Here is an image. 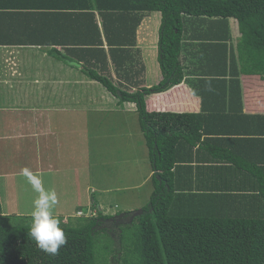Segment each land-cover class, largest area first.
Wrapping results in <instances>:
<instances>
[{
	"label": "crops",
	"instance_id": "obj_1",
	"mask_svg": "<svg viewBox=\"0 0 264 264\" xmlns=\"http://www.w3.org/2000/svg\"><path fill=\"white\" fill-rule=\"evenodd\" d=\"M99 1L112 5V0ZM101 13L106 12L97 9L96 0H0L2 216H32L23 208L22 195L16 187L19 181L22 184L27 180V198L38 197L26 171L39 175L45 190L55 192L57 201L51 209L54 216H73V206L75 212H86L90 202L92 207L96 203L103 215H109L104 207L111 188H103V194L94 200L87 194L92 186L79 182L78 173L85 171L83 165L89 163L88 155L92 154L94 132L92 136L86 130L92 116L78 113H127L137 120L138 113L135 104L121 103L85 75V69L110 77L115 85H122L130 93L159 84L161 14H143L132 44L131 34L115 39L109 34L113 32L111 26L128 25L131 18L103 19ZM107 28L112 45L106 41ZM30 41L38 44L30 45ZM111 52L118 54V70L111 61ZM234 53L240 73V101L208 99L209 111L203 112L202 99L193 87L198 90L199 85L236 84L232 83L230 69L226 77L219 76L223 68L219 56L211 62L199 42L186 38L180 55L183 82L166 92L148 95L146 109L149 113L218 116L209 127L214 136H208L203 150H197V159L191 165L193 178L196 175L209 184L230 187L234 197L230 198V206L220 204L228 212L236 214L249 204L252 213L260 216L264 213V67L244 68ZM219 125L226 132L221 133ZM237 133L243 134L231 135ZM113 147L119 149L120 145L113 143ZM116 154L122 156L124 152L118 150ZM151 176L152 171L145 181Z\"/></svg>",
	"mask_w": 264,
	"mask_h": 264
},
{
	"label": "trees",
	"instance_id": "obj_2",
	"mask_svg": "<svg viewBox=\"0 0 264 264\" xmlns=\"http://www.w3.org/2000/svg\"><path fill=\"white\" fill-rule=\"evenodd\" d=\"M111 3L106 5L96 0L97 9L106 12L101 13L103 19L124 21L131 18V23L111 26L113 32L109 34L112 39L131 34L132 44L143 14H161L157 46L162 76L159 84L130 93L122 85H115L110 77L85 69V75L100 83L121 103L136 105L152 171L150 200L139 213L126 211L122 215H103L94 203L92 208L97 210L94 216L77 217L78 213L82 216L83 210L66 218L55 216L67 238L56 254L41 250L29 236L32 216H2L0 205V262L98 264V236L113 238L103 225L109 220L116 222L121 216V220L131 217L132 221L122 225L124 229L119 226L120 241L107 254H113L117 264L118 261L121 264H264V213L253 214L249 204L236 214L228 212L223 205L230 206V198H234L230 195V187L209 184L207 179H199L196 175L193 178L191 165L197 159V150H203L209 141L207 137L214 136L209 127L219 117L204 113H149L145 101L148 95L166 92L183 82L180 55L186 38L199 42L208 59L212 58L211 62L219 56L223 66L219 76L226 77L230 69L228 73L236 84L199 85L198 90L193 87L194 93L202 99L203 112L209 111L208 99L220 97L240 101V73L234 50L228 45L231 36L227 19L242 22L264 16V0H112ZM104 33L107 44L112 45L108 28ZM30 42V45L38 44V41ZM111 61L118 70L117 52H111ZM219 127L221 133L226 132ZM262 206L264 208L263 203ZM116 253L123 254L117 257Z\"/></svg>",
	"mask_w": 264,
	"mask_h": 264
},
{
	"label": "rangeland",
	"instance_id": "obj_3",
	"mask_svg": "<svg viewBox=\"0 0 264 264\" xmlns=\"http://www.w3.org/2000/svg\"><path fill=\"white\" fill-rule=\"evenodd\" d=\"M227 21L228 24L230 23L228 25L231 36L230 47L238 55L239 61L242 60L244 68L256 65L257 69H262L261 67H264V16L253 17L242 22L233 21V18H228ZM249 22L252 23L250 24ZM101 86L99 85V87ZM86 114L78 113V115L92 116L86 130L88 129L92 136L94 132V140L92 143V154L88 155L89 163L83 165L85 171L78 173L79 182L82 183V186L85 184L92 186L91 189L87 190V194L94 200H97L103 194V188H111L106 194L107 205L104 207L109 211V215H122V213L130 210L140 211L148 204L153 192V186L150 178L145 181L147 174L151 171V167L148 164V150L139 130V121L134 115L127 113ZM82 124L83 122H79V125ZM109 143L110 145L108 146ZM113 143L120 145L119 149H115ZM118 150H120V153L124 152V154L122 156L117 155L116 152ZM26 185L27 180H24L22 184L19 181L16 186L17 192L22 195L21 203L24 204L23 208H26V213H32L33 201L36 198H32V196L27 198ZM92 203H89V210L86 212L81 211L83 212L82 216L77 214V217L94 216L96 210L92 209ZM75 208L73 206L70 209V214H75ZM119 218L122 217H117L116 222L106 221L105 225H103L113 238L109 240L103 234L98 236L99 242H97L98 245L96 246L97 256L99 254L97 257L98 264H117L112 257L113 254L110 256L107 254L120 241L119 231L121 228H125L122 225L129 224L132 221L131 217L123 220ZM71 221L73 222L74 219L72 218ZM119 226L120 229H118ZM122 254L116 253L115 256L118 257ZM118 262L121 264L120 261Z\"/></svg>",
	"mask_w": 264,
	"mask_h": 264
},
{
	"label": "clouds",
	"instance_id": "obj_4",
	"mask_svg": "<svg viewBox=\"0 0 264 264\" xmlns=\"http://www.w3.org/2000/svg\"><path fill=\"white\" fill-rule=\"evenodd\" d=\"M33 189L39 194L33 201V212L29 236L46 253L56 254L66 244L65 231L51 209L57 201L54 191H47L39 175L30 171L25 173ZM2 264V262H0Z\"/></svg>",
	"mask_w": 264,
	"mask_h": 264
},
{
	"label": "built area",
	"instance_id": "obj_5",
	"mask_svg": "<svg viewBox=\"0 0 264 264\" xmlns=\"http://www.w3.org/2000/svg\"><path fill=\"white\" fill-rule=\"evenodd\" d=\"M78 215H81V213H78Z\"/></svg>",
	"mask_w": 264,
	"mask_h": 264
},
{
	"label": "water",
	"instance_id": "obj_6",
	"mask_svg": "<svg viewBox=\"0 0 264 264\" xmlns=\"http://www.w3.org/2000/svg\"><path fill=\"white\" fill-rule=\"evenodd\" d=\"M138 213H139V211H138Z\"/></svg>",
	"mask_w": 264,
	"mask_h": 264
}]
</instances>
